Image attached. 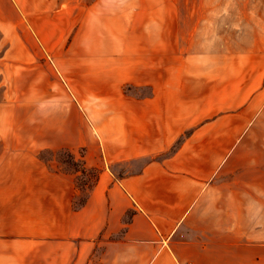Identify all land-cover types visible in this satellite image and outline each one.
Listing matches in <instances>:
<instances>
[{
	"label": "crops",
	"instance_id": "crops-1",
	"mask_svg": "<svg viewBox=\"0 0 264 264\" xmlns=\"http://www.w3.org/2000/svg\"><path fill=\"white\" fill-rule=\"evenodd\" d=\"M53 2L0 0L1 50L24 47L30 29L39 33L27 24L31 5ZM147 9L132 33L155 32ZM120 24L107 33H127ZM163 39L149 49L164 50ZM176 62L141 60L126 74L137 89L117 92L93 132L76 127L68 143L47 146L84 148L95 175L76 207L67 173L32 186L44 195L46 264H262L264 43L196 73Z\"/></svg>",
	"mask_w": 264,
	"mask_h": 264
},
{
	"label": "rangeland",
	"instance_id": "rangeland-1",
	"mask_svg": "<svg viewBox=\"0 0 264 264\" xmlns=\"http://www.w3.org/2000/svg\"><path fill=\"white\" fill-rule=\"evenodd\" d=\"M49 5H31L35 17L27 24L37 22L39 33L30 29L24 47L2 51L8 43L0 42V54H8L0 75V264H46L44 195L32 186L45 181L47 172L67 173L73 176L76 207L95 175L84 168V148L47 146L68 143L77 128L93 132L94 122L108 117L117 92L137 89L126 81L127 70H142L136 67L141 60L162 58L167 64L179 59L175 64L182 72L196 73L264 43V0H54ZM136 7H148L155 32L132 33L135 17L141 16ZM122 22L127 33H107ZM162 39L164 50L149 49ZM102 48L115 52L99 53ZM261 230L264 264V225Z\"/></svg>",
	"mask_w": 264,
	"mask_h": 264
},
{
	"label": "built area",
	"instance_id": "built-area-1",
	"mask_svg": "<svg viewBox=\"0 0 264 264\" xmlns=\"http://www.w3.org/2000/svg\"><path fill=\"white\" fill-rule=\"evenodd\" d=\"M183 264H194V263H192V262H186V263H183Z\"/></svg>",
	"mask_w": 264,
	"mask_h": 264
}]
</instances>
